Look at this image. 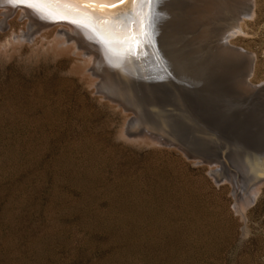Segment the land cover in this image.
<instances>
[{
  "label": "rangeland",
  "instance_id": "rangeland-1",
  "mask_svg": "<svg viewBox=\"0 0 264 264\" xmlns=\"http://www.w3.org/2000/svg\"><path fill=\"white\" fill-rule=\"evenodd\" d=\"M178 1L150 9L157 18L145 36L153 37L159 66L174 85L175 92L161 79L155 85L169 100V120L149 116L150 101L156 108L163 99L143 76L133 89L140 103L129 95L145 118L135 114L129 98L88 65L90 50L62 42L69 23L38 29L24 7L10 12L0 5V264H264V182L248 201L254 167L264 164V90L243 95L231 68L188 52L181 36V54L174 62L165 57L164 39L182 22ZM242 25L233 41L254 54L251 83L259 86L264 0H255ZM177 84L193 87L185 93L190 105ZM109 96L129 100L130 109ZM149 135L180 139L186 148ZM236 139L260 152L241 150Z\"/></svg>",
  "mask_w": 264,
  "mask_h": 264
},
{
  "label": "bare ground",
  "instance_id": "bare-ground-1",
  "mask_svg": "<svg viewBox=\"0 0 264 264\" xmlns=\"http://www.w3.org/2000/svg\"><path fill=\"white\" fill-rule=\"evenodd\" d=\"M9 3H10V0H0V5L3 7H6L7 11L12 12L18 7L17 6L15 8H12ZM23 7L28 11V13L32 19L35 18L38 20V24H37L38 29L53 25L52 24L53 22H51L50 19H41L33 13L32 9L28 8L26 5H24ZM128 7H129L128 5H124L120 9H115L114 11L122 13V14H127L128 16H131V13L128 11ZM164 7H163V9H164ZM174 8H172V9H174ZM174 10H182L181 16H180L182 18L181 19L182 22H180L179 24L177 23L178 26H176L177 24L172 25L168 34H167L168 30L165 32L167 35L164 39L165 42L163 43L161 48L163 49V53H165L164 55H165V57L168 58V60L173 61L174 57L178 56L177 55L179 53L178 47L181 45V43H180L181 41H179L180 40L179 37L181 36V38H183L182 40L186 42L185 46H187L188 52H193L194 55L197 54L196 56L199 59L201 58L200 55H203V57L206 56L207 58H209L213 61V62L211 61V63H212L211 65L217 66L218 69L226 70V69L231 68L232 69V72H231L232 77L234 76V78H232V77L231 78L235 79L234 80L235 84L237 82L236 85H237V87H239V90L242 91L240 93H242L243 95L247 94V93L250 94V92H251V95H255V91L261 92L264 90V84L261 85L262 87L258 88V87H256L257 85H252V83H251V76L254 74L255 67H256L254 54H251L250 52L244 51L241 47L237 46V44H235L233 41V38L235 37V35L243 32L242 22H244V20H246V18L251 17L255 13V0H188V1L179 0L176 4V8ZM174 10H172V11H174ZM137 11H141V9H139L137 7ZM143 11H149V9H145ZM170 11H168V12H170ZM174 12H176V11H174ZM53 14H55V13H53ZM178 17H179V15H178ZM168 19L170 20L169 17H168ZM162 20H164V19H162ZM175 20H176V18H175ZM173 21L174 20H172V23H173ZM64 22L68 23L67 21H64ZM168 23H169V21H168ZM69 26L71 29L70 28H69V30L63 29L62 32H60L61 36L65 37V38L68 37L66 39H63L62 42H65L67 47H71V49H72V47L74 49L86 47V49L90 50L91 52H89V53H92V54H89V59H87L88 65L89 66L92 65L91 69H93V71H94V69L99 70V72H98V73H100L99 75L107 76L108 77L107 79H110V81L112 83H114V85H116L118 92L125 94L123 97L126 96L129 98L131 106H133V108L135 107V111H134L135 114H141L140 116L145 118V116H144L145 114H143V111L141 112L142 109L140 107V104L139 105L136 104V106H135V104H133L134 100H133V102H131L132 98H130V95H129L131 93V91H133V89H135V87L137 89L138 85H136L135 83H137L136 80L138 79V77H141V76L144 77L145 82L147 84H149V85H147L149 87L148 89H150V91L154 95L156 93H159L156 95V97H158V99H160V100L163 99V97H164L163 94H165V92H164V89L157 87V86H160L159 81H157V79H161V81H163V83H166V86L168 84L174 91V85H172V83L169 82L167 75L162 71L163 69H161L159 66L158 57L156 58L157 54L155 53V50L158 48L156 46H154V41L152 39L153 37L151 39L149 37L150 41L148 42L146 37L144 36L142 38V40H143L142 43H140L138 45H133L132 51H133L134 55L126 56V55H124V53L126 52L128 45H126V44L120 45L118 43V41L121 39V37H118L115 35H112L111 37H104V36L98 35L97 39H93L92 38L93 34H91L90 32H83L71 23H69ZM164 28H166V26ZM70 30H72L73 33H71L72 31H70ZM182 30L186 31V35H187V36L185 35L186 38L182 37L181 33L179 34V32ZM189 37L191 40L189 39L190 41H187V39ZM162 39H161V41H162ZM99 40H108V41H110V43L104 44V43L99 42ZM157 41L159 42V40H157ZM187 42H189V43L187 44ZM190 44H192V48H190ZM143 46H145V48L148 47L147 49H149L148 51L150 52V54H149L150 57H147L144 55ZM72 52H73V50H72ZM156 52H157V50H156ZM180 54L181 53H179V55ZM177 60H179L178 62L181 63V67L186 64V60L184 61V58H183V60H181L180 58ZM206 60H208V59H206ZM84 62L82 64H84ZM85 64H86V62H85ZM196 64L198 65V63H196ZM80 66H83V65L80 64ZM84 66L86 67V65H84ZM202 66H203V64H202ZM85 67H82V68H85ZM184 67H188V65L187 66L185 65ZM184 67H182V68H184ZM200 68H202V67H200ZM165 71L167 72L168 70H165ZM218 79H217V81H218ZM228 79H229V75H228ZM156 82H157V86H155ZM206 82H208V81H206ZM96 84H97V86L100 87L98 82ZM160 84H161V82H160ZM161 85H163V84H161ZM144 86H146V85L144 84L143 87ZM164 87H165V85H164ZM221 88L223 89V87H221ZM220 89H219V91H220ZM169 91H170V89H169ZM213 91H214V89H213ZM154 92H156V93H154ZM211 92H212V90H211ZM134 93L136 94V92H134ZM160 93L162 96L160 95ZM221 93H223V92H221ZM169 94H170V92H169ZM251 95H249V96H251ZM159 96H161V97H159ZM165 96H166V94H165ZM174 96L176 97L177 102H182L179 99V97H177V95H174ZM224 96H226V95H224ZM121 97H122V95H121ZM110 98L120 102L121 105L125 107V109H130V107L126 103L129 100L125 101V99L121 98V100H122L121 101V100L117 99L118 98L117 96H113ZM140 101H141V99H140ZM163 101H164V99H163ZM157 103H158L157 105H160L159 102H157ZM150 106H149L150 109L152 108L151 111L153 109H155L154 104L153 105L151 104ZM144 109H146V108H144ZM263 128H264V125H263ZM143 134H144V132H143ZM262 134H264V129L262 131ZM149 137H153V139L154 138L159 139V141H161V142L165 141V138H162L164 136L155 137V136L149 135ZM262 137L264 138L263 135H262ZM173 141H176V140H173ZM260 158H261V161L264 162V155H260ZM260 164L257 167H254L256 171H259L261 173L258 172V177L256 178V181H255L256 183H255L254 187L252 188L250 195H248L249 200L248 199L247 200L250 202H252L254 200V198L257 194V188L263 182V179H264V164H262L263 166ZM233 181H235V180H233ZM238 185H239V183H238Z\"/></svg>",
  "mask_w": 264,
  "mask_h": 264
},
{
  "label": "snow or ice",
  "instance_id": "snow-or-ice-1",
  "mask_svg": "<svg viewBox=\"0 0 264 264\" xmlns=\"http://www.w3.org/2000/svg\"><path fill=\"white\" fill-rule=\"evenodd\" d=\"M13 7L23 4L41 19L67 21L83 32H90L93 39L98 35L121 37L120 45H128L124 55H134L133 45L143 42L148 29L154 27L157 14L151 11L160 0H10ZM128 5L131 16L114 11ZM137 7L141 11H137ZM149 9V11H143ZM55 13V14H53ZM109 44L108 40H99ZM107 50V49H106Z\"/></svg>",
  "mask_w": 264,
  "mask_h": 264
},
{
  "label": "water",
  "instance_id": "water-1",
  "mask_svg": "<svg viewBox=\"0 0 264 264\" xmlns=\"http://www.w3.org/2000/svg\"><path fill=\"white\" fill-rule=\"evenodd\" d=\"M10 4V6L12 7V8H15V7H17V6H21V7H23L24 5L23 4H19V5H17V6H15V7H13V4L10 2L9 3ZM51 22H53L52 24H56V23H60V22H64V21H55V20H51ZM177 85H179V86H183V87H181V90H182V88H183V90H185V91H181L182 93H186V92H188L189 90H192L193 89V87L191 86V85H188V84H177ZM257 87H262L261 85H259V86H257ZM131 93L133 94L132 96H133V98H134V100L135 101H137V102H139L140 103V100L138 101V99H135V97H134V91H131ZM130 93V94H131ZM255 95H256V91H255ZM187 95L185 94V99H186V101H185V104L186 105H190V103H189V100H188V98L186 97ZM216 96H220L221 97V94H217ZM166 100V99H165ZM222 100V99H221ZM250 101H251V99H250ZM151 102V104L153 103L154 104V102L153 101H150ZM163 103H162V105H155V109H153L152 111L150 110V114H149V116L151 115V117H155V118H160V117H165L166 118V120H169L170 119V117L168 116V115H166L167 113L164 111V106L166 105L167 106V104H169V100L167 101H162ZM152 104V105H153ZM187 110H188V115L189 116H192V117H194V111H193V109L190 107V106H188V108H187ZM216 112L218 113V115L221 117L222 116V109H217L216 110ZM195 118V117H194ZM171 120L173 121V119L171 118ZM221 121H224V119L222 120H220V124H221V126H224V125H226V122L224 121V122H222L221 123ZM198 122V121H197ZM198 124H199V126L200 127H202V128H204V129H207V130H209V128L210 127H208L206 124H204V123H202L201 121H200V123L198 122ZM181 129H182V127H181ZM211 129H213L215 132H221V131H219V130H217V129H214V128H212L211 127ZM223 130H224V133H220V134H227L226 132V130L223 128ZM179 132H182V131H179L178 130V133ZM238 132V131H237ZM160 132H158V134H159ZM163 134V133H162ZM235 134H238V133H235ZM160 135H161V133H160ZM164 136H166V135H164ZM179 136V138L181 139V134L180 135H178ZM183 136V135H182ZM232 136V135H231ZM240 136H242V138H244V134H240ZM237 137H239V135L237 136ZM246 137V136H245ZM232 138H234L233 136H232ZM240 138V137H239ZM166 141H167V145H176V146H178L179 148H186L185 147V145L183 144V143H179V141L180 142H182L180 139H178V141L176 140V141H173V140H171L172 138H170V137H168V136H166ZM182 140H184V141H186L187 139H186V137L185 138H182ZM235 144L236 145H238V146H240L239 148L241 149V150H244L245 152L246 151H248V152H250V154H255L256 152H260V151H258V150H251V149H248L247 147L248 146H246V145H244V144H242L241 145V143H239L238 141H237V139L235 140ZM263 182H264V179H263Z\"/></svg>",
  "mask_w": 264,
  "mask_h": 264
}]
</instances>
